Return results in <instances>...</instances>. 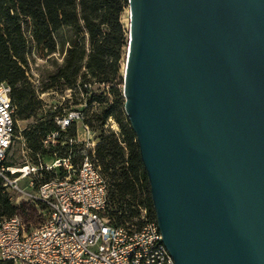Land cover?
Here are the masks:
<instances>
[{"label": "water", "instance_id": "water-1", "mask_svg": "<svg viewBox=\"0 0 264 264\" xmlns=\"http://www.w3.org/2000/svg\"><path fill=\"white\" fill-rule=\"evenodd\" d=\"M123 110L174 264H264V0H127Z\"/></svg>", "mask_w": 264, "mask_h": 264}, {"label": "trees", "instance_id": "trees-1", "mask_svg": "<svg viewBox=\"0 0 264 264\" xmlns=\"http://www.w3.org/2000/svg\"><path fill=\"white\" fill-rule=\"evenodd\" d=\"M127 6V0H0V81L11 88L15 120L34 121L23 131L33 154L44 153L41 140L56 129L53 122L37 119L40 102L28 76L33 46L41 47L45 55L65 50L61 64L50 76L49 87L59 82L72 87L78 81L82 87L89 82L109 86L114 103L101 107L98 94L87 96L85 103L97 102L100 106L87 124L101 129L94 160L107 181L109 214L117 223L138 216L140 209L149 219H155L135 135L122 104L119 61L127 46V35L121 15ZM110 116L119 124L118 133L103 130ZM68 131L69 136L75 135L74 123ZM61 154L66 155L64 148ZM4 190L0 178V217H10L16 208Z\"/></svg>", "mask_w": 264, "mask_h": 264}, {"label": "built area", "instance_id": "built-area-1", "mask_svg": "<svg viewBox=\"0 0 264 264\" xmlns=\"http://www.w3.org/2000/svg\"><path fill=\"white\" fill-rule=\"evenodd\" d=\"M10 92V86L0 81V165L15 138ZM82 120L80 111L56 115V129L41 144L43 148L55 145L64 135L61 144L66 155L54 151L51 163L38 158L20 168V175L29 180V192L13 188L42 205L46 214L30 230L18 213L0 220V263L174 264L155 219H149L144 209L121 223L110 216L107 181L95 163V142L88 126L82 125L81 133L74 136L65 135L72 123ZM54 169H61L63 175L53 176Z\"/></svg>", "mask_w": 264, "mask_h": 264}, {"label": "rangeland", "instance_id": "rangeland-1", "mask_svg": "<svg viewBox=\"0 0 264 264\" xmlns=\"http://www.w3.org/2000/svg\"><path fill=\"white\" fill-rule=\"evenodd\" d=\"M121 22L128 37V6L125 7L121 15ZM86 47H89L87 43ZM126 47L127 46L123 48L122 58L119 61V74L121 77L123 74ZM64 54L65 50L59 53L45 55L44 50L41 49V47L33 46L31 49L28 63V76L30 82H32L36 89V96L40 102L37 119L39 121L54 123V117L62 112L80 111L83 113V120L82 122H74L75 134L77 131L81 133L82 125H87L90 130V140L94 141L96 144L99 140L101 129L96 126L90 127L87 124V121L90 120L94 112L99 111L100 106L102 107L106 104L114 103V98L110 93L109 86L102 83L89 82L82 87L78 81L74 86L68 87L62 84V82H59L52 87H49L51 84L50 76L53 74L56 65L61 64ZM82 88H86L87 92H84ZM92 94L101 95L100 100L103 103H101L100 106L97 102H94L91 105L85 103V98ZM119 100L118 104L120 102ZM33 122L32 119H16L14 142L4 159V163L0 165V178L3 181L5 194L11 204L16 208L14 214L18 213L22 217L26 228L29 230L43 221L46 209L42 205L33 202L28 195H23L13 188V186H17L18 188L28 189L29 192V180L27 177H22L19 170L26 163L35 164L38 161V158L45 163H51L52 158L50 156L54 151L57 153V156H63L61 152L64 145H62L61 142L65 141L63 135L55 145H49L44 148L45 151L41 155L39 154L38 156L33 154L28 149L23 138V131ZM103 130L115 133L120 131L119 124L113 116L106 119ZM65 135L69 136L70 132L67 131ZM5 164L10 165L6 166ZM11 169L15 170V172L11 173ZM63 173L64 172L61 169H54L53 176H62ZM9 181H13L14 183H9ZM5 218L8 217H0V220Z\"/></svg>", "mask_w": 264, "mask_h": 264}]
</instances>
